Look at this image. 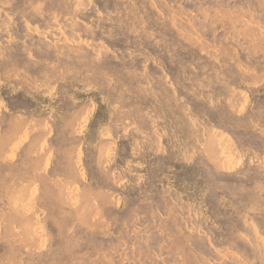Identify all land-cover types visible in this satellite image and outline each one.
Returning a JSON list of instances; mask_svg holds the SVG:
<instances>
[{"label":"clouds","instance_id":"obj_1","mask_svg":"<svg viewBox=\"0 0 264 264\" xmlns=\"http://www.w3.org/2000/svg\"><path fill=\"white\" fill-rule=\"evenodd\" d=\"M0 264H264V0H0Z\"/></svg>","mask_w":264,"mask_h":264}]
</instances>
